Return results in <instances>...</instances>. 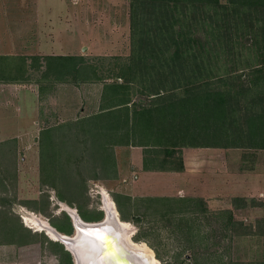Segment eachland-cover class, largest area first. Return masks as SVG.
<instances>
[{
    "label": "rangeland",
    "instance_id": "374dc122",
    "mask_svg": "<svg viewBox=\"0 0 264 264\" xmlns=\"http://www.w3.org/2000/svg\"><path fill=\"white\" fill-rule=\"evenodd\" d=\"M228 1L220 0L221 4ZM156 6L137 12L140 19H146V27L140 25L139 32L145 33L148 27L152 29L155 26V11L160 7ZM179 11L188 15L186 28L180 21L178 23L183 34L187 32L203 37L211 33L218 37L227 35L241 44L244 39H264V9H252L239 15L234 12L220 15L204 10ZM180 16L177 15V18ZM242 17L243 21L239 22ZM131 22V0H0V56H12L14 60L28 57L27 63L30 56H82L97 67L98 74L104 79L77 84L65 81L42 83L47 91L45 94H50L41 104V114L47 119L45 127L65 124L74 117L89 116L96 111L102 83L112 81L114 67L110 59L127 58L131 54ZM236 47L241 52V60H254L251 54L257 53L255 47ZM224 50L227 48L224 47ZM28 73L29 78L25 81L0 82V85L9 84L0 86V92L7 90L10 94L8 104L16 110L21 107L16 96L18 92L26 90L35 96L37 89L42 91V87L39 88L42 85H38L40 72L29 70ZM249 107L244 103L240 109L245 112ZM37 137L38 132L12 135L10 139H4L5 144L0 146V170L8 175L10 167L13 170V164H18V167L15 166L16 184L2 181L0 175V197L8 196L4 200L12 203L1 205L0 209L12 208L10 216L15 220L17 217L18 224L29 229L30 235L37 233L34 240L25 246L0 247V264H61L60 248L69 254L71 264H74L71 253L61 243L50 239L45 232L31 228L23 220V215L30 212L50 225L54 221L63 227L65 216H68L71 235L75 233L73 219L63 206L76 213L77 209L60 202L53 190L39 184ZM14 148L15 153L7 154L6 160L4 151ZM155 151L159 152L160 159L166 155L164 149ZM169 151L175 165L186 166L184 174L169 179L148 178V193H173L182 197L181 200L192 201L189 205L187 202L182 204L180 201L173 202L179 199L168 196V202L157 200L136 204L133 222H128L133 231L130 235L132 241L144 243L152 249L158 264L264 262V149L182 148L180 151ZM114 153L121 168L118 180H90L86 185L88 208L101 212L102 219L105 217L100 195L102 190L112 200L113 193H136L133 188L137 184L134 178L137 168L133 157L142 160L144 149L117 147ZM78 154L82 156L83 145L78 147ZM84 156L89 158L87 153ZM125 184L130 188L128 191L124 189ZM141 193L145 195L147 191ZM132 196L135 199L161 198ZM25 204L36 208L37 212L23 206ZM145 207L149 209H143ZM224 210L233 213L236 224L228 222L230 217ZM12 220L13 224L7 225V228L16 227ZM3 238L6 240L9 237ZM63 263L68 264L66 261Z\"/></svg>",
    "mask_w": 264,
    "mask_h": 264
},
{
    "label": "trees",
    "instance_id": "16d2710c",
    "mask_svg": "<svg viewBox=\"0 0 264 264\" xmlns=\"http://www.w3.org/2000/svg\"><path fill=\"white\" fill-rule=\"evenodd\" d=\"M153 6H160L155 11V26L148 27L145 33L139 32L140 25L146 27V19H140L137 12ZM179 9L239 15L252 9H264V0H229L227 4H221L220 0H131V54L127 58L110 59L114 67L112 81L102 83L96 111L65 124L48 126L39 132L37 139L39 184L53 190L60 202L76 208L84 222L102 219L101 212L88 208L86 185L90 180L117 179L114 153L117 147L144 149L145 171L176 172L183 169V164L175 165L169 150L264 149V39H244L241 44L227 35L218 37L211 33L203 37L185 31L183 34L178 23L180 21L186 28L188 15ZM177 15L181 16L177 18ZM210 19L213 20V15ZM238 21H243V17ZM151 31L157 32L150 34ZM238 45L255 47L257 53L251 54L254 60H241ZM30 57L27 63L28 57L14 60L12 56H0V82L25 81L29 78V70L40 72L38 85L104 80L97 67L82 56ZM244 103L251 107L242 112L240 108ZM80 145H83L82 156L78 154ZM158 149L165 150L164 158H159V152L155 151ZM10 153H15V148L4 151L6 160ZM86 153L89 158L85 159ZM15 166L18 164H13V170L10 167L8 175L0 170L2 181L16 184ZM112 196L120 220L124 222H133L136 204L169 201L167 197L135 199L122 193ZM5 197L8 196L0 197V207L12 205L4 200ZM178 199L173 202L189 205L192 201ZM23 206L37 212L27 204ZM11 209H0L1 236L9 237L5 241L13 245L31 243L37 233L30 235L29 229L20 226L18 218L10 216ZM224 211L230 217L228 222L236 224L233 213ZM11 220L15 222L14 229L6 227L13 224ZM51 224L59 233L72 236L68 216H65L63 227L54 221ZM60 256L61 264L65 261L71 264L69 254L62 248Z\"/></svg>",
    "mask_w": 264,
    "mask_h": 264
},
{
    "label": "bare ground",
    "instance_id": "6f19581e",
    "mask_svg": "<svg viewBox=\"0 0 264 264\" xmlns=\"http://www.w3.org/2000/svg\"><path fill=\"white\" fill-rule=\"evenodd\" d=\"M100 195L102 196L103 208L105 210V223L102 224L105 230L96 236L97 240H93L92 237H88L79 231V226H77V224H79L78 214L74 210L66 208L63 205H61L63 206V210L71 215L75 223L76 233L72 236L59 233L47 221L38 218L30 212H26L23 215V220L31 228L45 232V234L54 241H58L60 238L70 240V237H73L72 241L77 244L76 264H158V260L155 258L152 249L144 243L132 241L130 236L133 234L131 225L128 222L120 220L114 201L110 199L103 190L100 192ZM112 218H118L116 224L120 228L119 234L116 230L117 228L113 222H111ZM75 235L76 237H74ZM116 236L121 240L119 243L116 242ZM126 241L128 243H126ZM123 242H125L127 246L124 245L125 243ZM65 245L67 246V250H71L68 244ZM96 245L99 247V250L97 248L96 251H94ZM125 246L127 248H125ZM126 249L128 252L130 250L131 253H133L129 255L126 254Z\"/></svg>",
    "mask_w": 264,
    "mask_h": 264
},
{
    "label": "crops",
    "instance_id": "0c3cea01",
    "mask_svg": "<svg viewBox=\"0 0 264 264\" xmlns=\"http://www.w3.org/2000/svg\"><path fill=\"white\" fill-rule=\"evenodd\" d=\"M2 85L7 86L9 84H1L0 86ZM43 86L44 85L40 86L42 87V91L40 89H37V94L35 96L26 90L18 92L16 96L19 98V103L21 102L22 104V105L20 104L21 107H19L18 110H16L14 107H11V105L8 104L7 98H8V95L10 94L7 92V90L0 92V146L2 144L4 145V142H5L4 139H10L12 135L21 136V135L33 134L34 132H38V135H39L40 131H42L44 128H47L45 127V122H44V121H47V119L44 115L41 114V104L44 102V100H46V98L50 94H45L47 91H45V87ZM51 89H54V87L51 86ZM73 120H75V117L69 121H73ZM54 125H58V124H54ZM133 158H135L134 161L136 163V168H137V171L134 174V178H135V181H137V184L133 188V190L136 189V193L134 192L132 194L131 192L129 193L124 192L122 194L131 196V197H133L132 195H137L139 197L148 196V195L152 197H156V196L168 197L169 196V197H175L177 199L180 197V196H175L173 193L152 195L148 193L149 185L146 186V181L148 178L152 179L155 176L164 177V179H169V177H173L176 175L181 176L184 174V171L186 169V166L184 164H183V169L178 172L176 171H145L143 169V158L142 160L136 157H133ZM116 163H117L118 177H120L121 168L117 161V155H116ZM118 177L116 180H118ZM127 185L126 184L123 185L125 186L124 189L126 191L130 189ZM144 191H147V194L143 195L141 193ZM179 193L182 194V192H179ZM3 239H4L3 236H1L0 234V247L1 248L11 247V246H15L16 248L21 247L18 245L10 244L9 242Z\"/></svg>",
    "mask_w": 264,
    "mask_h": 264
},
{
    "label": "water",
    "instance_id": "95a60500",
    "mask_svg": "<svg viewBox=\"0 0 264 264\" xmlns=\"http://www.w3.org/2000/svg\"><path fill=\"white\" fill-rule=\"evenodd\" d=\"M117 213H118V211H117ZM119 214V213H118ZM70 215V214H69ZM78 219H79V224H77V226H79V231H81L84 235H86V236H88V237H92L93 238V240H97V238H96V236L99 234V233H101L102 231H104L105 230V228H103V223H105V217L101 220V221H99V222H93V223H87V222H84V221H82L79 217H78ZM116 221L118 222V218H112V220H111V222H113V224L115 225V227L117 228L116 230H117V232H118V234H119V232H120V228H119V226L116 224ZM73 227H74V229H75V233H76V227H75V223H74V221H73ZM116 232V233H117ZM74 233V234H75ZM74 237H76V235L74 236ZM117 237V236H116ZM71 239L70 240H64L63 238L61 239H59L57 242H59V243H61L64 247H65V249L67 250V246L65 245V244H68V246H69V248L72 250V252H71V250H67V251H69L70 253H71V255H72V257H73V260H74V264H76L75 263V257H76V252H77V248H76V245L77 244H75L73 241H72V239H73V237H70ZM95 238V239H94ZM121 240H120V238L119 237H117V241L116 242H120ZM123 243H125V242H123ZM126 243H128L127 241H126ZM126 243L124 244V245H126ZM127 246V245H126ZM125 246V248H127ZM98 248V250H99V247L96 245L95 247H94V251H96V249ZM103 250V249H102ZM73 252H75V253H73ZM133 253V252H132ZM131 253V251L129 250V252L127 251V249H126V254H132ZM122 257V256H121ZM122 260V259H121Z\"/></svg>",
    "mask_w": 264,
    "mask_h": 264
}]
</instances>
